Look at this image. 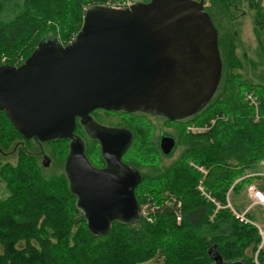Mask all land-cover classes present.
I'll use <instances>...</instances> for the list:
<instances>
[{"label":"trees","instance_id":"obj_1","mask_svg":"<svg viewBox=\"0 0 264 264\" xmlns=\"http://www.w3.org/2000/svg\"><path fill=\"white\" fill-rule=\"evenodd\" d=\"M112 1L0 0V58L18 67L42 41L67 43L91 7H109ZM214 1L225 13L243 2ZM245 1L253 10L259 43L254 56H244L254 69L252 77L243 72L238 32L222 33L216 26L223 63L220 85L201 111L176 122L181 130L174 135V151L161 157L152 136L133 128L130 153L142 180L136 197L140 208L145 203L157 206L152 221L117 220L107 235L90 231L65 169L47 173L37 154L38 141L23 137L0 111V192L7 194L0 196V264H264L258 228L240 223L224 208L229 192L234 207L241 209L238 200L248 185L264 191V177L245 178L264 172V0ZM249 93L256 96V107L246 100ZM213 120L204 134L186 133L190 125H209ZM132 122L137 124L138 119L133 116ZM43 145L64 163L66 141L53 139ZM179 150L170 164L162 160ZM12 157L15 163L9 161ZM201 182L223 208L217 209L202 194ZM171 198L182 204L180 222L176 205L167 204ZM216 255L221 261H215Z\"/></svg>","mask_w":264,"mask_h":264},{"label":"water","instance_id":"obj_2","mask_svg":"<svg viewBox=\"0 0 264 264\" xmlns=\"http://www.w3.org/2000/svg\"><path fill=\"white\" fill-rule=\"evenodd\" d=\"M222 72L219 32L202 0L91 7L68 46L42 41L22 65H0V111L23 137L40 142L72 137L77 118L100 109H142L179 121L213 99ZM98 138L103 156L119 167L132 134L103 129ZM175 145L164 138L162 151L169 155ZM66 171L93 233L140 219L137 169L95 170L76 141Z\"/></svg>","mask_w":264,"mask_h":264},{"label":"rangeland","instance_id":"obj_3","mask_svg":"<svg viewBox=\"0 0 264 264\" xmlns=\"http://www.w3.org/2000/svg\"><path fill=\"white\" fill-rule=\"evenodd\" d=\"M237 5H238L237 7L233 6L232 8H230L231 10L226 13L219 9L220 6L216 4L215 1L212 2V4L207 8L210 11V13L213 15V20H214L215 25L220 28V31L222 33H224V31L233 32L234 30L238 32V36H237L238 37V41H237L238 51L237 52L241 60L245 62L247 60L244 58V56L246 54L249 58H251V56H254L256 50H259V43L255 35V31H254L255 26H254V20H253L254 18L253 10L249 7V5L247 4L245 0H243L242 3H238ZM79 31L80 30L73 32L68 42L63 44V46H68V44H70L74 40L73 38L75 37V35L79 33ZM24 62H21L17 66L22 65ZM3 65H6V64H3ZM244 65H245V68L243 69L244 74L247 77L251 78L254 73L253 67H251L250 64L246 62L244 63ZM116 115H113L111 113H108V114L100 113L99 115L98 114L96 115V118L98 120H100L99 118H104V120H100V121H103V122L110 121L112 123L129 122L133 118V117L131 118L127 114H118L117 116ZM150 123H151L150 126H148V122H146V125L144 123H141V124L137 123L133 125L144 129L145 133L147 135L149 134L150 136L151 135L158 136L159 133L162 134L163 131L165 130L166 125L163 123L162 119L153 118L151 119ZM44 151H45L44 154L46 155L45 157L49 161L48 165H44V167L47 168V173L51 174L52 172H59V171L62 172L64 170V163H62L61 161L59 162L58 160L54 158V155L50 148L44 149ZM38 152H41V149ZM179 155H180V150L174 155V157L163 158L162 160L166 164H170L174 160V158L175 157L177 158ZM14 157L10 158L9 161L15 163L16 161ZM3 162H7V158L3 159ZM40 163L43 164L42 155L40 157ZM2 189H3V186H0L1 191ZM6 195H7L6 193L3 194L2 192H0V196L5 197ZM238 204L242 205L241 209L236 208L238 211L245 210L251 204V201L247 199L245 191H244L243 198H240L238 200ZM261 210H264V209H261L260 207H255L251 211V214H254L256 216L255 219L254 218L252 219L256 221V223L257 222L260 223V227H262L264 231V211L262 212ZM263 247H264V244H263ZM146 264H161V263L152 261Z\"/></svg>","mask_w":264,"mask_h":264},{"label":"flooded vegetation","instance_id":"obj_4","mask_svg":"<svg viewBox=\"0 0 264 264\" xmlns=\"http://www.w3.org/2000/svg\"><path fill=\"white\" fill-rule=\"evenodd\" d=\"M100 113L101 114L111 113L113 115L127 114L131 118L133 116H135L138 119L139 124L144 123L146 125V122H148V126H150V124H151L150 123L151 119H153V118L162 119L163 123L166 125L163 133L162 134L159 133L158 136L151 135L153 137L154 143L156 144L157 148L160 151V156L161 157H162V155L169 156L175 149L174 148L173 151L169 155L164 154V152L162 151V140L164 138H173L176 141V145H177V140L174 137V135L178 134V131L181 130L180 125L178 123H176L178 121H170L168 118L157 114L155 111L144 112V111H142V109L137 110V111H127L125 109L119 110V111H106L103 109L96 110L90 114L88 120H82L81 118H77V123H76L77 126L75 129L74 135L72 137H67V138L61 139L63 141H66V144L68 146V154L66 156V160L64 161V167H65L64 169H65L66 174H67L66 166L68 163V158H69L70 153H71L72 144L75 143L76 141L83 145L84 155L86 156V158H87L88 162L90 163V165L92 166V168L95 170H99V171L107 170V171H111L113 173H117V172L121 171V168L122 169H126V168L136 169L134 167V163H135L134 159L132 157V154L130 153L134 139H132L130 147H128L127 151L122 155V158L120 161V166L115 168V167L111 166L109 164L108 160H106V158L103 156L102 144L98 138V133L102 132L103 129L127 131V132L131 133L132 137H133L134 134L132 131H133V128H136V126L133 125L132 119L129 122H121V123H112L110 121L103 122L100 120H104V118H99L100 120H98L96 118V115L97 114L99 115ZM187 119H184V120H187ZM186 133L192 134L188 130V128H187ZM36 143L40 144L41 152H38L37 154L40 157L42 155L43 166L48 165L49 161L45 157L46 155L44 154L45 151L43 148V146H44L43 143H45V142L38 141ZM176 145H175V147H176ZM67 176H68V174H67Z\"/></svg>","mask_w":264,"mask_h":264},{"label":"built area","instance_id":"obj_5","mask_svg":"<svg viewBox=\"0 0 264 264\" xmlns=\"http://www.w3.org/2000/svg\"><path fill=\"white\" fill-rule=\"evenodd\" d=\"M144 0H113L112 2H110L108 5L109 7L112 8H116V9H123V8H127L130 7L132 5H134L137 2H143ZM203 4L206 6H210L212 4L213 0H202ZM77 35H75V37L73 39L76 38ZM5 64V59L0 58V65ZM246 100L250 101V105L252 106H257L258 105V100L256 98V96L253 93H249L246 95ZM257 121V120H256ZM215 124V121H211V123L209 125H204V126H197V125H190L188 126V130L192 133V134H204L207 131L210 130V128ZM262 166H264V161L261 163ZM202 173H204L205 175L207 174V172L205 171L204 168L202 167H197ZM248 177H264V172H252L249 173L248 175H246L245 178ZM243 178V179H245ZM199 190L202 192V194L204 196H206L209 200L212 201V203H214L217 206V209H221L223 208L218 202H216L214 199L211 198L210 196V192H208L206 190V188L203 185V182H201L200 186H199ZM246 196L247 199L251 201V204L243 211H238L234 205L231 202L230 199V192L228 194V198H227V205L224 208H229L231 210V212L233 213V215L235 216V218L237 220H239L240 223L242 224H250V225H254L255 227L258 228L259 233L262 237V243L260 246V249L263 248V244H264V231L262 229V227H260V223H256V221H253L250 218V214L251 211L253 210V208L255 207H260V208H264V191L260 190L258 188V186L256 184H250L247 186L246 190ZM168 205H176L175 208L177 210V221L180 222L181 221V215L179 213V209H181V202H177L175 198H171L168 202ZM140 217H144L146 219H148L149 221H152V215L156 213L157 211V206L151 205L150 203H145L141 208H140Z\"/></svg>","mask_w":264,"mask_h":264}]
</instances>
